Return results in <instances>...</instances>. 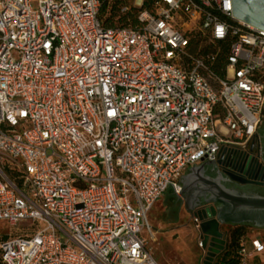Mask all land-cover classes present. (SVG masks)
<instances>
[{
	"label": "built area",
	"instance_id": "2783aa9c",
	"mask_svg": "<svg viewBox=\"0 0 264 264\" xmlns=\"http://www.w3.org/2000/svg\"><path fill=\"white\" fill-rule=\"evenodd\" d=\"M106 2L0 0V222L37 227L0 234L3 264H159L154 204L262 156L264 31L232 0H127L104 27ZM263 252L257 231L239 264Z\"/></svg>",
	"mask_w": 264,
	"mask_h": 264
},
{
	"label": "water",
	"instance_id": "95a60500",
	"mask_svg": "<svg viewBox=\"0 0 264 264\" xmlns=\"http://www.w3.org/2000/svg\"><path fill=\"white\" fill-rule=\"evenodd\" d=\"M232 10L238 20L264 31V0H232ZM211 163L215 165L214 161ZM205 164L192 168L189 175L182 177L180 195L186 196V208L200 222L202 264H218L217 258L228 246V231L223 230L224 226L255 223V228L264 229V197L228 188V182L245 184L248 181L223 169L206 176Z\"/></svg>",
	"mask_w": 264,
	"mask_h": 264
},
{
	"label": "rangeland",
	"instance_id": "374dc122",
	"mask_svg": "<svg viewBox=\"0 0 264 264\" xmlns=\"http://www.w3.org/2000/svg\"><path fill=\"white\" fill-rule=\"evenodd\" d=\"M114 1L117 2V0ZM121 1L123 3L127 0ZM166 205V201H158L147 214V221L155 233L154 238L149 239V248L154 257L159 264H202L204 251L199 247L200 233L193 215L184 210L182 212L167 210ZM175 216H177L176 219H173ZM26 225L27 223H23L20 228H13L6 222H0V234H22L20 231ZM223 229L228 231L231 226H224ZM256 231L262 232L264 243V229L248 228L244 241L249 244L250 237ZM145 236L148 238L147 235ZM257 257L260 261L252 258L251 264H264V252Z\"/></svg>",
	"mask_w": 264,
	"mask_h": 264
},
{
	"label": "flooded vegetation",
	"instance_id": "af4514ba",
	"mask_svg": "<svg viewBox=\"0 0 264 264\" xmlns=\"http://www.w3.org/2000/svg\"><path fill=\"white\" fill-rule=\"evenodd\" d=\"M258 135L260 137V143L263 148L261 158L257 159L255 156L249 155L248 157L240 158V161L238 160L235 168L226 169L227 173L233 176H238L240 178H243L244 180H247L248 182L245 184H238V183L231 181V182H228L226 186L232 190H236L240 192L241 194L256 195V196L264 197V112H263L262 123L259 128ZM206 166H208L211 169L212 176L214 175L213 171H217L216 169H219L213 164L206 165ZM191 205H192L191 202L187 203L188 208H190ZM189 213L192 215L190 210H189ZM244 225L250 228L255 227V223L244 224ZM222 255H220L216 261H218Z\"/></svg>",
	"mask_w": 264,
	"mask_h": 264
},
{
	"label": "trees",
	"instance_id": "16d2710c",
	"mask_svg": "<svg viewBox=\"0 0 264 264\" xmlns=\"http://www.w3.org/2000/svg\"><path fill=\"white\" fill-rule=\"evenodd\" d=\"M114 0H108V3L102 7L100 12V20L104 27H122L128 17L126 14H121L119 12V6L122 3L121 0H117V2H113ZM120 3V4H119ZM249 227L240 224V225H232L231 229L228 230V246L225 253L220 257V259L217 261L218 264H239V256H238V250H239V244L240 241L245 237L247 233V229ZM37 229L36 226H28L23 229H21L22 232L26 233H33ZM3 239L7 240L8 235L2 234ZM17 234H14L13 236H16ZM0 264H3L0 257Z\"/></svg>",
	"mask_w": 264,
	"mask_h": 264
},
{
	"label": "crops",
	"instance_id": "0c3cea01",
	"mask_svg": "<svg viewBox=\"0 0 264 264\" xmlns=\"http://www.w3.org/2000/svg\"><path fill=\"white\" fill-rule=\"evenodd\" d=\"M201 166H203V165H200V166H197V167H201ZM190 172H191V170H189L184 177L189 175ZM206 176H212L211 175V169L208 166H206ZM185 198H186V196L184 198L183 197H177L176 195H174L172 190H168L163 195V197L160 198L158 201H162V202L166 201L167 205H166L165 209H167V210L176 211V212H179V211L182 212V210H184V211H187L188 214H190L189 213V209L186 208V200H185ZM157 202L154 204V206L157 204ZM176 217L177 216H175L173 219H176ZM158 225L161 226L160 223H158ZM250 229H256L257 230L258 228L253 227V228H250ZM258 232H261V231H258ZM253 258L258 259L260 261V259L257 256H254Z\"/></svg>",
	"mask_w": 264,
	"mask_h": 264
}]
</instances>
